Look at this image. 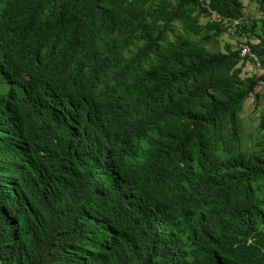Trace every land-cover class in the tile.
Listing matches in <instances>:
<instances>
[{
    "label": "trees",
    "instance_id": "1",
    "mask_svg": "<svg viewBox=\"0 0 264 264\" xmlns=\"http://www.w3.org/2000/svg\"><path fill=\"white\" fill-rule=\"evenodd\" d=\"M259 4L0 0V264H264Z\"/></svg>",
    "mask_w": 264,
    "mask_h": 264
},
{
    "label": "rangeland",
    "instance_id": "2",
    "mask_svg": "<svg viewBox=\"0 0 264 264\" xmlns=\"http://www.w3.org/2000/svg\"><path fill=\"white\" fill-rule=\"evenodd\" d=\"M245 6V12L249 18L261 17L263 14L259 11L261 0H241ZM233 28L226 34H224L217 42L213 43L211 46L212 50H225L227 45H230L232 49H237L238 45L241 44L242 38L235 35ZM242 39V40H241ZM258 39H253L252 43H258ZM264 70L260 68L256 63L247 62L244 67V75H263ZM260 102L258 106L255 105L254 97H251L244 105V110L242 112L243 121V131L245 134H250L254 132L257 127L256 120L264 114V82L259 87Z\"/></svg>",
    "mask_w": 264,
    "mask_h": 264
},
{
    "label": "built area",
    "instance_id": "3",
    "mask_svg": "<svg viewBox=\"0 0 264 264\" xmlns=\"http://www.w3.org/2000/svg\"><path fill=\"white\" fill-rule=\"evenodd\" d=\"M239 48H241V56L242 57L255 58V56L253 55V53L251 51V48L247 44V40L246 39L245 40L244 39L242 40Z\"/></svg>",
    "mask_w": 264,
    "mask_h": 264
},
{
    "label": "clouds",
    "instance_id": "4",
    "mask_svg": "<svg viewBox=\"0 0 264 264\" xmlns=\"http://www.w3.org/2000/svg\"><path fill=\"white\" fill-rule=\"evenodd\" d=\"M1 74V73H0Z\"/></svg>",
    "mask_w": 264,
    "mask_h": 264
}]
</instances>
